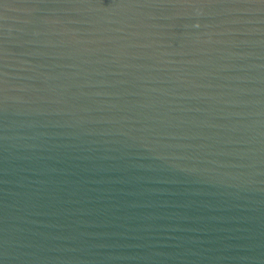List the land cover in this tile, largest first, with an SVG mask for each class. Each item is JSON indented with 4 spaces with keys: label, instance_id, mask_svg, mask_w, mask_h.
I'll return each mask as SVG.
<instances>
[{
    "label": "water",
    "instance_id": "obj_1",
    "mask_svg": "<svg viewBox=\"0 0 264 264\" xmlns=\"http://www.w3.org/2000/svg\"><path fill=\"white\" fill-rule=\"evenodd\" d=\"M0 264H264V0H0Z\"/></svg>",
    "mask_w": 264,
    "mask_h": 264
}]
</instances>
